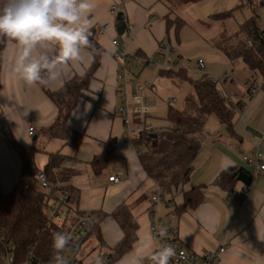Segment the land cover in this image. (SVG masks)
Masks as SVG:
<instances>
[{
	"label": "crops",
	"instance_id": "crops-1",
	"mask_svg": "<svg viewBox=\"0 0 264 264\" xmlns=\"http://www.w3.org/2000/svg\"><path fill=\"white\" fill-rule=\"evenodd\" d=\"M258 3L254 1L252 7H257ZM92 4L90 16L94 19L93 27L98 31L97 42L103 53L101 64L89 85L88 99H81L67 119L68 127L83 135L77 149L40 133L42 128L53 122L56 108L38 86L29 89L10 77L14 46L8 44L3 52L0 69L2 191L8 193L14 188L21 171L20 160L9 143L10 139H14L25 150L34 148V162L40 171L48 161V154L59 153L64 156L62 167L74 172L70 185L79 191L77 211L102 214L98 223L102 243L98 246L94 236L87 238L81 246L82 248L86 243L88 249L86 256L79 257L81 264H106L104 259L107 258L103 255L124 236L112 216L113 211L121 204L129 207L135 219L136 241L129 252L112 264H122L126 257L130 260L129 254L140 252L142 247L154 250L148 216L151 207L156 209L157 218L170 220L177 228L175 241L186 250L200 254L216 246H224L226 251L218 264H264V173L253 178L251 168L243 159L264 157V91L260 87L249 96L251 82L260 83L259 78L247 70L241 61H229L219 48L208 41L195 39L194 42L185 43L182 33L186 24L177 41L174 27L169 30L167 37L166 18L171 21L177 15L164 0H92ZM112 5L118 6V12L124 13L125 26L129 25L131 31L125 30L123 34L116 31L115 17L110 13ZM252 7L247 8L252 12ZM257 9L258 7L254 9L255 14ZM112 40H116L117 49L133 65L136 58H152L161 45H168L173 49L179 60L175 70L185 69L187 72L190 66L184 64L186 59L194 60L196 66V60L202 58L205 68L199 71L205 77L221 78L223 74V78L218 79L217 86L230 99L231 107L235 108L233 134L214 115L207 118L204 126L205 139L193 161L191 178L178 191L167 193L164 200L169 205L163 202L153 206L149 198L157 185L146 175L135 181L130 180L129 169L135 166L138 159L132 140L138 135H131L133 138L128 135L116 114L119 59L113 55ZM194 48L200 49L202 55L186 58V54ZM84 57L83 64L76 67L72 77L81 76L90 66V53L87 51ZM145 72H148V77L143 78ZM132 75L135 84L146 86V99V92H155L153 83L158 78L157 70H134ZM225 76H230V79ZM60 88L47 87V90L56 92ZM163 102L161 106L168 108ZM148 120L150 121V117ZM29 128H33L32 136L28 135ZM40 138L45 143L36 147L34 144ZM109 139L115 140L112 157L106 169L96 176L91 172L89 163L105 150ZM128 148L130 150L126 159L124 150ZM240 172H245L250 177L249 186L236 181L229 191L215 183L221 173L237 176ZM114 174L122 175L123 181L118 184L109 183L108 177ZM191 186L202 188V201L197 207L177 214L174 209L182 205L183 193ZM143 264L151 262L145 259Z\"/></svg>",
	"mask_w": 264,
	"mask_h": 264
},
{
	"label": "trees",
	"instance_id": "trees-1",
	"mask_svg": "<svg viewBox=\"0 0 264 264\" xmlns=\"http://www.w3.org/2000/svg\"><path fill=\"white\" fill-rule=\"evenodd\" d=\"M201 1L203 0H184V3L196 4ZM252 4L240 0L235 10L243 7L251 8ZM257 7L261 8L263 5L259 2ZM257 7H252V15L244 20L236 33L214 45L229 61H241L247 70L259 78V88L261 87L264 91V25L260 17L255 14L254 9ZM233 11L212 15L210 19L225 21L232 17ZM184 26L185 22L178 16L171 21L166 18L167 37L169 30L174 27V36L177 41ZM97 34V29L91 28L89 33L91 47L87 50L91 56V63L81 76L72 77L56 92H49L46 86H38L56 108L53 122L42 128L40 133L50 139L60 140L72 149L80 146L83 135L70 129L67 119L77 108L81 99H88L90 82L101 64L103 49L97 42ZM234 38L239 40L236 45L231 43ZM247 42L251 43L250 48L247 47ZM8 44L6 39H0V69L2 55ZM157 76L187 82L190 92L184 97L180 107L167 108L165 122L169 126L153 128L152 136H147L143 132L132 141L138 151V160L146 177L157 187L171 194L181 189L191 178L194 170L193 161L205 139L204 126L207 118L214 115L218 122L230 134H233L235 108L231 107L222 90L218 88L219 80L213 82L205 76L198 80H191L187 77L185 69H158ZM134 123L137 121L134 120ZM9 143L20 160L21 171L11 191L4 193L0 186V264H3L7 257L12 259L11 264H22L26 261L29 264H49L54 255L51 247L53 234L66 233L70 224L77 217L85 214H90L95 219V224L84 241L94 236L99 246L102 240L98 223L102 214L77 211L79 191L70 185L74 172L62 167L64 156L59 153L48 154V161L40 171L34 162V148L25 150L14 139H10ZM114 145L115 140L109 139L105 150L91 160L89 168L94 175L98 176L106 169L112 157ZM40 172L50 183L49 187H39L36 176ZM235 179L236 175L229 176L221 173L215 183L231 191L236 182ZM39 188L47 189L48 192L43 193ZM202 198V188L191 186L183 193L182 205L174 210L177 214H181L186 209H193L201 203ZM48 209L52 219H49L46 214ZM59 212L62 217L59 223H56L54 219ZM112 216L122 229L124 236L114 248L103 255L107 258L104 259L106 264L118 261L132 249L136 241L137 225L129 207L125 204L119 205ZM60 255L62 257L63 252Z\"/></svg>",
	"mask_w": 264,
	"mask_h": 264
},
{
	"label": "clouds",
	"instance_id": "clouds-1",
	"mask_svg": "<svg viewBox=\"0 0 264 264\" xmlns=\"http://www.w3.org/2000/svg\"><path fill=\"white\" fill-rule=\"evenodd\" d=\"M92 0H0V39L14 46L9 75L29 89L37 86L63 87L82 65L84 54L91 47L89 33L94 24L90 14ZM129 148L124 150L128 159ZM145 175L139 160L130 167V180ZM166 229H160L165 235ZM70 235L54 233V252L49 264H63L61 253L70 245ZM122 264H170L177 256L171 246L156 250L142 247L130 253Z\"/></svg>",
	"mask_w": 264,
	"mask_h": 264
},
{
	"label": "built area",
	"instance_id": "built-area-1",
	"mask_svg": "<svg viewBox=\"0 0 264 264\" xmlns=\"http://www.w3.org/2000/svg\"><path fill=\"white\" fill-rule=\"evenodd\" d=\"M254 1L260 2L264 8V0H245L247 4L253 3ZM118 12V6L112 5L110 7V13L114 17ZM125 30L131 31L129 25L125 26ZM244 41L243 38H241ZM237 40V39H235ZM234 40V41H235ZM112 45L114 46L113 55L119 59V65L117 68L116 76V91H117V108L116 114L121 119L122 124L125 128V131L128 135H140L145 133L147 136L153 134V128L147 123L149 119V109L147 99L144 96L145 85L135 84L133 81L132 71H140L142 69L148 68L153 70L158 69H167L175 70L177 67V61H179L174 55L173 49L165 45H161L159 50L152 58H136L135 64L133 65L124 54L117 49L116 40H112ZM237 43L234 42V45ZM247 47H251V43H246ZM176 61V62H175ZM196 66L198 70L203 71L205 68L204 60L198 58L196 60ZM226 79H230V76H225ZM213 82L217 80L212 79ZM259 89L257 81H252L249 88V96L256 93ZM132 90V91H131ZM227 102L230 103V99H227ZM164 106L172 108L175 104L174 99H166L163 102ZM134 120L137 123H134ZM2 127L0 126V132ZM34 133L33 128L28 129V135L32 136ZM138 153V151H137ZM245 163L252 170V177L256 178L260 173H264V157L263 158H243ZM124 177L120 174H114L108 177V182L113 184H118L122 182ZM37 183L41 188H47L50 186V183L47 181L46 177L42 172L36 176ZM167 193L156 187L155 190L150 195V201L153 206H158L159 204L169 205L168 201H165L164 198ZM156 209L151 207L148 212L150 224L149 230L151 234V239L155 245L154 250L163 247L171 246L177 251V256L174 257L170 264H218L225 254L224 246H216L215 248L208 250L204 253H192L191 251L186 250L180 246L175 241V236L177 234V228H175L170 220L163 221L155 215ZM95 224V219L90 214H85L81 217H77L69 226L66 234H69L70 245L63 250V255L61 260L63 264H81L78 253L83 244L84 239L87 237L91 231L93 225ZM166 229L165 235L161 237L160 229ZM9 249H7L8 251ZM12 259L7 257L3 264H11ZM22 264H29L27 261ZM40 264V263H38Z\"/></svg>",
	"mask_w": 264,
	"mask_h": 264
},
{
	"label": "rangeland",
	"instance_id": "rangeland-1",
	"mask_svg": "<svg viewBox=\"0 0 264 264\" xmlns=\"http://www.w3.org/2000/svg\"><path fill=\"white\" fill-rule=\"evenodd\" d=\"M164 2L167 3L171 7V9L175 11L176 15L185 22L186 27L184 28L182 33V36L185 38V43L194 42L195 39H198L200 41H208L211 45H214L227 36H232L234 33H236L239 26L244 22V20L252 15V12L247 7H243L240 10H235V7L239 4L240 0H203L196 4H185L184 0H164ZM230 10H234L233 15L231 18L225 21L216 22L210 19V16L212 15L225 13ZM256 14L260 17L262 24L264 25L263 9L258 8ZM238 41V39L235 41L232 40V42L235 43H238ZM197 55H202V51L200 49L194 48L186 54V58H197ZM184 64H188L190 66V68L187 70V77L189 79L198 80L203 77V74L199 70H197L196 66L194 65V60L192 61L189 59L188 61L186 59L184 61ZM222 76L223 74H221V78H223ZM146 77H148V72H145L143 76V78ZM207 78L210 80L221 79L214 76H210ZM153 89L155 90L154 93H150L149 91L146 92L148 105L150 106V121L147 120V123L151 124L155 128L167 127L169 126V124L165 122L167 108L161 106L162 102L167 98L174 99V108L180 107L184 97L190 91V86L187 82H178L176 80L159 76L153 83ZM44 143L45 140L40 138L37 141V144H33L36 147H41L40 144ZM39 190L43 193L48 192L47 189L39 188ZM46 214L49 219H52V215L49 209L46 211ZM61 217V213L59 212L54 221L56 223H59ZM86 245L87 244L85 243L81 248L78 253V257L86 256L88 251V249H86Z\"/></svg>",
	"mask_w": 264,
	"mask_h": 264
},
{
	"label": "water",
	"instance_id": "water-1",
	"mask_svg": "<svg viewBox=\"0 0 264 264\" xmlns=\"http://www.w3.org/2000/svg\"><path fill=\"white\" fill-rule=\"evenodd\" d=\"M115 28L119 34H123L125 31V16L123 12H117L115 16ZM150 136H152V134ZM235 180L245 186L250 185V177L245 172H240Z\"/></svg>",
	"mask_w": 264,
	"mask_h": 264
}]
</instances>
